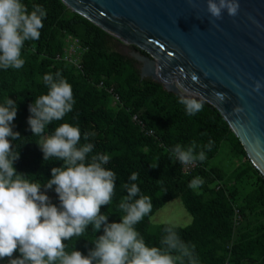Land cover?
I'll return each mask as SVG.
<instances>
[{
	"label": "trees",
	"instance_id": "trees-1",
	"mask_svg": "<svg viewBox=\"0 0 264 264\" xmlns=\"http://www.w3.org/2000/svg\"><path fill=\"white\" fill-rule=\"evenodd\" d=\"M24 3L29 10L34 3L39 4L47 14L40 38L24 42V66L0 70V103L9 97L17 104L13 130L21 137L13 142L19 152L13 164L16 171L44 184L51 168L62 164L60 160H43L36 143L41 137L33 136L27 124L28 105L47 92L43 75L59 71L72 87L75 104L63 120L46 126L44 135L66 122L79 127L81 144L92 142L94 152L110 155L106 167L116 173V187L112 202L100 207L109 222H119L123 215L118 207L127 194L123 184L137 172L136 183L152 204L151 212L135 225L147 244L160 246L163 228L173 226L152 224L150 217L179 198L192 220L186 226L174 227L186 243L195 245L199 264H264V179L219 112L202 104L195 115H187L178 95L149 78H140L138 63L114 50L117 39L71 12L60 0ZM69 38L85 49L77 66L57 58L67 51ZM85 133L94 135L85 141ZM209 140L213 143L205 150L206 159L196 162L187 174L170 158L177 143L187 147L195 141L200 150ZM224 140L225 167L214 160ZM196 176L204 183L194 191L188 184ZM47 195L57 203L54 191L48 190ZM101 233H94L89 225L83 236L64 241L65 250L86 254L93 246L91 241ZM18 255L13 253V257ZM7 260L5 257L0 264Z\"/></svg>",
	"mask_w": 264,
	"mask_h": 264
},
{
	"label": "clouds",
	"instance_id": "clouds-1",
	"mask_svg": "<svg viewBox=\"0 0 264 264\" xmlns=\"http://www.w3.org/2000/svg\"><path fill=\"white\" fill-rule=\"evenodd\" d=\"M222 9L235 15L238 4L220 0L217 5L208 0L212 16L219 17ZM46 14L39 4L34 3L29 10L24 0H0V70L24 66V42L40 38ZM42 80L47 92L28 105L27 124L33 136L41 137L36 143L43 160H60L62 164L51 168L44 184L17 172L13 166L19 159L13 142L21 137L13 130L17 104L9 97L0 103V262L7 257L6 264H199L195 245L186 243L174 226L163 228L160 246L147 244L136 230L135 225L152 209L150 198L136 183L137 172L123 184L127 194L118 205L123 215L119 222H109L100 207L112 202L116 187V173L106 167L111 157L94 152L92 142L81 144L79 127L66 122L44 135L46 126L72 111L75 100L70 83L59 71L44 74ZM178 103L190 116L202 109L194 95H180ZM93 135L85 133L83 138L89 141ZM212 143L209 140L200 150L195 141L187 147L177 143L170 158L183 165L203 162ZM203 183L196 176L188 187L196 191ZM48 190L54 191L57 203L47 195ZM89 225L94 233H102L91 241L93 246L87 253L66 251L64 241L83 236ZM14 252L19 255L13 257Z\"/></svg>",
	"mask_w": 264,
	"mask_h": 264
},
{
	"label": "water",
	"instance_id": "water-1",
	"mask_svg": "<svg viewBox=\"0 0 264 264\" xmlns=\"http://www.w3.org/2000/svg\"><path fill=\"white\" fill-rule=\"evenodd\" d=\"M60 1L129 47L140 78L216 109L264 179V0L219 17L208 0Z\"/></svg>",
	"mask_w": 264,
	"mask_h": 264
},
{
	"label": "rangeland",
	"instance_id": "rangeland-1",
	"mask_svg": "<svg viewBox=\"0 0 264 264\" xmlns=\"http://www.w3.org/2000/svg\"><path fill=\"white\" fill-rule=\"evenodd\" d=\"M113 48L119 53H127V50H129V47L121 43L115 44ZM226 147V141L224 140L221 142L220 149L214 157L215 162H219L223 167L228 163ZM191 220V215L184 209L181 200L175 198L167 202L162 208L156 210L150 217L149 222L152 224L165 223L173 226H186Z\"/></svg>",
	"mask_w": 264,
	"mask_h": 264
},
{
	"label": "built area",
	"instance_id": "built-area-1",
	"mask_svg": "<svg viewBox=\"0 0 264 264\" xmlns=\"http://www.w3.org/2000/svg\"><path fill=\"white\" fill-rule=\"evenodd\" d=\"M69 45H68V49L67 51L64 53L63 56H61V58L59 56H57L58 59L64 60V61H68L71 62L74 65H78V61H79V57L82 53V51L85 49L83 47H80L77 45L76 40L69 38ZM135 119V117H134ZM181 167L183 169L184 172L188 173L190 172L194 167H195V163L192 165H183L181 164ZM227 264V263H225Z\"/></svg>",
	"mask_w": 264,
	"mask_h": 264
},
{
	"label": "flooded vegetation",
	"instance_id": "flooded-vegetation-1",
	"mask_svg": "<svg viewBox=\"0 0 264 264\" xmlns=\"http://www.w3.org/2000/svg\"><path fill=\"white\" fill-rule=\"evenodd\" d=\"M139 65V64H138Z\"/></svg>",
	"mask_w": 264,
	"mask_h": 264
}]
</instances>
